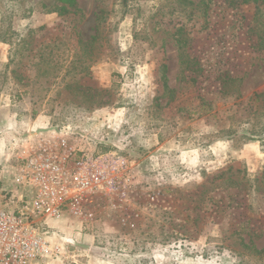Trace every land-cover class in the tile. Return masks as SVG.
Listing matches in <instances>:
<instances>
[{
    "label": "rangeland",
    "instance_id": "1",
    "mask_svg": "<svg viewBox=\"0 0 264 264\" xmlns=\"http://www.w3.org/2000/svg\"><path fill=\"white\" fill-rule=\"evenodd\" d=\"M260 12L243 0H0V123L11 94V126L71 130L131 162L125 196L51 220L54 243L72 241L67 263L264 264Z\"/></svg>",
    "mask_w": 264,
    "mask_h": 264
},
{
    "label": "built area",
    "instance_id": "2",
    "mask_svg": "<svg viewBox=\"0 0 264 264\" xmlns=\"http://www.w3.org/2000/svg\"><path fill=\"white\" fill-rule=\"evenodd\" d=\"M1 136L6 157L0 188L11 199L0 197V264H66L72 241L54 243L51 220L89 214L100 197L125 196L133 183L130 160L111 149L99 151L86 136L36 121L6 125Z\"/></svg>",
    "mask_w": 264,
    "mask_h": 264
},
{
    "label": "crops",
    "instance_id": "3",
    "mask_svg": "<svg viewBox=\"0 0 264 264\" xmlns=\"http://www.w3.org/2000/svg\"><path fill=\"white\" fill-rule=\"evenodd\" d=\"M3 95V94H2ZM9 97V102L6 104V107H8V114L5 117L4 122L0 123V135L4 132V129L6 127V125H14L15 123H17V119L20 117V115L18 116V113L15 112L13 110V107L16 106V100H15V96H12L11 94L8 96ZM26 106V105H25ZM25 111H29L28 107H26ZM31 114V113H30ZM29 114H25L23 113V116L21 117H30L28 116ZM32 115V114H31ZM17 116V117H15ZM36 120V119H35ZM38 120V119H37ZM2 136H0V165L3 164V161L6 157V143L3 140V138H1ZM37 264H63V261H56V260H51V259H41ZM66 264H74L72 262H66ZM79 264V263H76ZM84 264V263H82ZM91 264H110L107 261H103L102 263L98 262V261H94L91 262Z\"/></svg>",
    "mask_w": 264,
    "mask_h": 264
},
{
    "label": "trees",
    "instance_id": "4",
    "mask_svg": "<svg viewBox=\"0 0 264 264\" xmlns=\"http://www.w3.org/2000/svg\"><path fill=\"white\" fill-rule=\"evenodd\" d=\"M243 3H253L255 5V8L257 9L258 13H261L260 11L264 7V0H243ZM259 39H260L261 42H263L264 41V36L263 37L260 36ZM261 42L259 43V45H262ZM0 197L3 200H7V201H9L11 199L8 194H6V193L1 191V188H0Z\"/></svg>",
    "mask_w": 264,
    "mask_h": 264
}]
</instances>
